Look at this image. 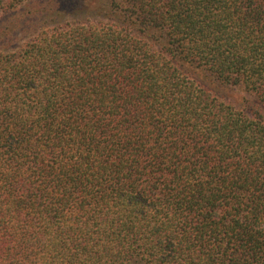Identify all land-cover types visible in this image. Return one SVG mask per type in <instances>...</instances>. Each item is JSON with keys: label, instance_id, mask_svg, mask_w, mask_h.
Masks as SVG:
<instances>
[{"label": "trees", "instance_id": "trees-1", "mask_svg": "<svg viewBox=\"0 0 264 264\" xmlns=\"http://www.w3.org/2000/svg\"><path fill=\"white\" fill-rule=\"evenodd\" d=\"M0 264H264V0H0Z\"/></svg>", "mask_w": 264, "mask_h": 264}, {"label": "rangeland", "instance_id": "rangeland-1", "mask_svg": "<svg viewBox=\"0 0 264 264\" xmlns=\"http://www.w3.org/2000/svg\"><path fill=\"white\" fill-rule=\"evenodd\" d=\"M28 4H29V2L26 3V5H28ZM73 6L75 7V5H73ZM73 8H71L72 10L66 9L68 11H56V12H54V14L52 16H50L48 18V20H51V21L55 20L56 23H63L66 21H71V20H79V21L93 20V19L95 20V19H99L98 16H101V13H99V10L94 11L92 9V6L84 7L81 9H79L77 7V9H75V13L73 12ZM69 11H71L73 13H69ZM51 14H52V12L50 13V15ZM5 16L6 15L2 14V18ZM225 93H227L230 96V98L235 99V100L241 99L243 97V93L240 90H236V91H232V90L227 91L226 90Z\"/></svg>", "mask_w": 264, "mask_h": 264}]
</instances>
